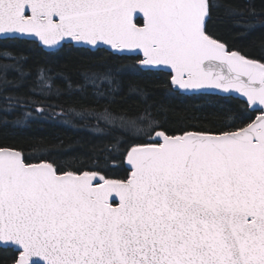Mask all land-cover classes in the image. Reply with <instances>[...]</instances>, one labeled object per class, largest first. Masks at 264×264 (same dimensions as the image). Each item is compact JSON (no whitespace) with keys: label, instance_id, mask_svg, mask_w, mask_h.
Masks as SVG:
<instances>
[{"label":"snow or ice","instance_id":"6c2138e0","mask_svg":"<svg viewBox=\"0 0 264 264\" xmlns=\"http://www.w3.org/2000/svg\"><path fill=\"white\" fill-rule=\"evenodd\" d=\"M254 8L0 0V120L48 118L93 138V155L0 145V264H264V46L245 53L213 26L221 9ZM22 45L113 59L72 79L33 68ZM153 74L168 99L206 98L210 111L173 120L129 79Z\"/></svg>","mask_w":264,"mask_h":264},{"label":"trees","instance_id":"16d2710c","mask_svg":"<svg viewBox=\"0 0 264 264\" xmlns=\"http://www.w3.org/2000/svg\"><path fill=\"white\" fill-rule=\"evenodd\" d=\"M241 6L248 9L249 4L255 5L245 16L228 18L223 9L214 16V31L220 35L228 44L245 53H256L264 46V15H262L261 0H240ZM247 20L251 27L245 29L237 26V21ZM18 51L28 59L29 64L35 68L37 65H46L55 72L71 76L72 79L79 78L82 69L96 67L102 63L110 62L113 57L107 52H95L85 48L65 47L59 51L48 52L31 45H22ZM130 80L139 83L142 87H147L156 101H164L171 109L169 115L173 120H180L186 117L201 115L210 111L206 98L184 97L178 99H168L164 89L159 87L163 79L160 74L131 76ZM126 106H131L135 101L127 97L122 101ZM93 138L87 133L77 131L72 125H65L48 118H37L31 120L26 125L16 126L9 117L7 122L0 120V145H10L32 149L34 145L53 146L64 155L90 152ZM29 155H39V153L29 152ZM94 155L101 156L97 151ZM115 175H123L121 172ZM0 252V256H6Z\"/></svg>","mask_w":264,"mask_h":264},{"label":"water","instance_id":"95a60500","mask_svg":"<svg viewBox=\"0 0 264 264\" xmlns=\"http://www.w3.org/2000/svg\"><path fill=\"white\" fill-rule=\"evenodd\" d=\"M77 48H80V47H77ZM43 50H45V49H43ZM45 51L52 52V51H54V50H45Z\"/></svg>","mask_w":264,"mask_h":264}]
</instances>
